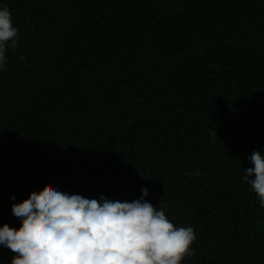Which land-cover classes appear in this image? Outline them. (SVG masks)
<instances>
[{
  "label": "trees",
  "instance_id": "1",
  "mask_svg": "<svg viewBox=\"0 0 264 264\" xmlns=\"http://www.w3.org/2000/svg\"><path fill=\"white\" fill-rule=\"evenodd\" d=\"M3 4L20 37L0 71V227L47 184L121 202L145 187L195 231L182 264H264L242 181L264 153V0Z\"/></svg>",
  "mask_w": 264,
  "mask_h": 264
},
{
  "label": "clouds",
  "instance_id": "2",
  "mask_svg": "<svg viewBox=\"0 0 264 264\" xmlns=\"http://www.w3.org/2000/svg\"><path fill=\"white\" fill-rule=\"evenodd\" d=\"M19 37L9 7L0 5V71ZM248 161L253 166L244 169L242 181L264 208V153L253 151ZM141 192L131 202L103 195L97 200L47 184L11 205L21 225L0 227V246L13 253L11 264H182L193 255L194 229L176 227L166 215L167 203L161 199L154 207L144 199L148 189Z\"/></svg>",
  "mask_w": 264,
  "mask_h": 264
}]
</instances>
